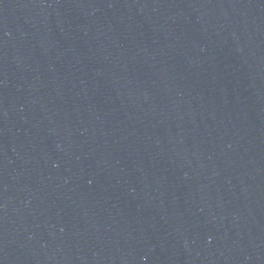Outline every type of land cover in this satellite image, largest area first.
Segmentation results:
<instances>
[{
	"label": "water",
	"instance_id": "water-1",
	"mask_svg": "<svg viewBox=\"0 0 264 264\" xmlns=\"http://www.w3.org/2000/svg\"><path fill=\"white\" fill-rule=\"evenodd\" d=\"M0 264H264V0H0Z\"/></svg>",
	"mask_w": 264,
	"mask_h": 264
}]
</instances>
